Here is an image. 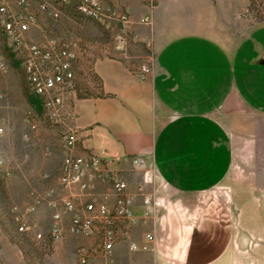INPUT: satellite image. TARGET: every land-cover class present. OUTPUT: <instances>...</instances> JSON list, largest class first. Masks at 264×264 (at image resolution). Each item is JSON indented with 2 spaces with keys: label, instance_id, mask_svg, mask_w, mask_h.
<instances>
[{
  "label": "crops",
  "instance_id": "crops-1",
  "mask_svg": "<svg viewBox=\"0 0 264 264\" xmlns=\"http://www.w3.org/2000/svg\"><path fill=\"white\" fill-rule=\"evenodd\" d=\"M121 1L135 17L145 10L140 0ZM207 7V0H159L150 26L131 25L128 56L114 41L117 25L76 29L99 32L95 40L69 29L77 53L74 88L66 95L64 124L52 125L54 137L48 131L39 138L56 150L40 152L44 201L36 212L50 220L45 235H52L60 213V239L82 236L74 223L92 214L88 206L105 197L111 206L116 202L110 181L86 175L69 187L60 184L65 153L58 135L68 125L77 138L74 156L95 155L101 170L128 181L133 196L129 236L109 258L101 253L103 223L96 221L94 237L80 239L98 264H264V167L257 164L264 134V24L225 45L197 27ZM45 25L39 27L46 31ZM150 39L155 69L140 80L134 70L148 55ZM133 157L152 166L153 178Z\"/></svg>",
  "mask_w": 264,
  "mask_h": 264
},
{
  "label": "rangeland",
  "instance_id": "rangeland-1",
  "mask_svg": "<svg viewBox=\"0 0 264 264\" xmlns=\"http://www.w3.org/2000/svg\"><path fill=\"white\" fill-rule=\"evenodd\" d=\"M21 1L0 0V260L2 264H79L78 250L86 246L80 241L82 236L55 239L53 235H45L50 220L48 215L44 214L40 218L36 212L40 204H36L35 200L41 195L40 156L41 153L52 155L56 151L53 143L41 146L39 138L43 139L48 131L51 136L55 123L52 111H47L44 99L37 94L36 87H32L31 75L24 63L35 43L47 47L49 39L62 36L67 33V29L74 31L75 37L89 35L90 39L95 40L99 38V32L79 33L80 30L76 29L85 30L89 26L104 24L81 15L76 2L64 4L59 0H27V3L22 4ZM43 1L52 3L62 12L60 21L54 20L49 12L41 9ZM140 2L143 4V1ZM158 3L159 0L156 8ZM207 3L209 15L197 27L201 28V34L225 45H235L264 24V0H207ZM2 7H7V10L2 11ZM144 9L140 17H135L130 8L135 23L144 25L139 21L147 10ZM33 15L35 23L23 33L21 39L24 43L19 42L16 34L20 30L16 27V31L11 32L8 21L19 20L20 16L32 18ZM39 24H46V31ZM109 24L117 25L118 28L121 26L117 21ZM150 53L151 49L148 55ZM11 54H15V60H12ZM25 78L34 101L25 91ZM80 88L82 92L86 91L83 85ZM259 120L264 127V118ZM262 138L258 148L259 167H264V134ZM62 143L60 132L58 144L61 152L65 153ZM146 168L150 171L149 178H153L152 166L147 164ZM44 176L46 178V174ZM96 256H91L94 264H98Z\"/></svg>",
  "mask_w": 264,
  "mask_h": 264
},
{
  "label": "built area",
  "instance_id": "built-area-1",
  "mask_svg": "<svg viewBox=\"0 0 264 264\" xmlns=\"http://www.w3.org/2000/svg\"><path fill=\"white\" fill-rule=\"evenodd\" d=\"M62 3H77L78 12L81 15L89 17L95 21H100L104 25H110L112 21L120 22L119 32L115 36L114 41L117 48L122 51L125 56L129 55V45L131 37L129 29L135 21L130 11V6L121 0H59ZM147 9L144 15L139 19L144 25L153 23V13L155 11L158 0H141ZM22 4L27 0H22ZM43 11L49 12L54 20L60 21L62 12L53 7L52 3L43 1L40 4ZM2 11H6L7 7H2ZM35 15L32 18L20 16L19 20H9L8 29L11 32L20 30L16 36L19 42L24 43L22 35L30 29V25L35 23ZM15 24V25H14ZM69 29H67V33ZM64 33L60 37L49 39L48 46L44 47L41 43H35L31 47V54L25 60V66L32 75V87L37 88V94L44 99V105L47 111H53L55 125L64 124V110L66 108V95L74 88L73 78L74 71L72 61L77 58V53L72 49V44L68 42V35ZM21 43V44H22ZM152 40L146 42L148 49L152 50ZM155 66L154 53H150L145 60L139 63L134 73L140 80H147L153 74ZM62 144L65 150V158L63 160L59 182L63 187H69L81 181L88 175L91 181L101 180L110 181L116 194V202L111 206L105 197L104 200L94 205H89L88 210L92 212L82 219H76L74 230L82 236L94 237L96 229V221L103 223L105 226L104 235H102L101 253L104 257L109 258L115 245L128 238L129 226L133 223L135 215L133 213L132 204L133 196L128 192V181L119 173L101 170L99 161L95 155L89 158L77 157L73 154L76 143V135L68 125L62 129ZM133 164L147 165V161L143 157H133ZM50 177V175H46ZM142 190V188H140ZM44 201V195L36 198L35 203L41 204ZM65 206L72 207V201H64ZM146 204H150L149 199H145ZM150 212H147L149 215ZM62 215L56 213L52 224V235L55 239L61 238L62 229L60 221ZM117 227H120L118 232ZM147 239L154 240L153 233H148ZM134 249L136 245L132 244ZM93 251L88 246H82L78 250L79 264H94L91 256Z\"/></svg>",
  "mask_w": 264,
  "mask_h": 264
},
{
  "label": "trees",
  "instance_id": "trees-1",
  "mask_svg": "<svg viewBox=\"0 0 264 264\" xmlns=\"http://www.w3.org/2000/svg\"><path fill=\"white\" fill-rule=\"evenodd\" d=\"M11 58H12V60H15V54H11ZM25 77H26V75H25ZM25 83H24V87H25V91H26V93H27V95H29V97H30V100H32V101H34V97H33V94H31V91H30V85L28 84V81H27V79L25 78Z\"/></svg>",
  "mask_w": 264,
  "mask_h": 264
},
{
  "label": "bare ground",
  "instance_id": "bare-ground-1",
  "mask_svg": "<svg viewBox=\"0 0 264 264\" xmlns=\"http://www.w3.org/2000/svg\"><path fill=\"white\" fill-rule=\"evenodd\" d=\"M30 75H31V73H30ZM31 83H32V75H31ZM52 114H53V111H52ZM53 122H54V114H53Z\"/></svg>",
  "mask_w": 264,
  "mask_h": 264
}]
</instances>
